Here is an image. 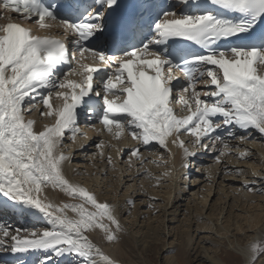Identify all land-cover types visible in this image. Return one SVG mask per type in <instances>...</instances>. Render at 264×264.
Here are the masks:
<instances>
[{
	"label": "snow or ice",
	"instance_id": "obj_1",
	"mask_svg": "<svg viewBox=\"0 0 264 264\" xmlns=\"http://www.w3.org/2000/svg\"><path fill=\"white\" fill-rule=\"evenodd\" d=\"M176 3L180 8L166 12L155 23L154 36L147 43L118 55L97 50L88 41L105 31L106 17L120 7V0H98L99 6L94 5L86 18L91 22L80 23L58 19L42 0H3L0 4L4 14H15L0 17L7 20L0 24V194L39 210L52 223L47 230L17 228L11 236L9 229L0 226V237L11 242L6 247L0 238V251L51 252L41 264H55L64 255L77 264H117L86 233L99 229L96 235L103 233L109 245H121L126 229L119 209L98 202L95 194L66 175L65 165L75 161L64 149L83 135L82 127L101 135L106 130L117 140L126 134L146 152L163 150L161 160L174 155L172 146L182 149L186 178L198 153H216L212 159L219 163L231 150L230 140L254 142L250 139L254 133L264 138V46H230L233 38L264 25V0H207L236 19L182 10L199 8L200 0ZM69 7L75 10L77 5L70 2ZM139 16L138 12L115 18L113 37L142 31ZM37 25L44 36L34 33ZM53 29L59 30L61 38L51 35ZM183 42L194 43L204 53L183 59L184 50L179 47ZM112 45L118 47L119 40L113 39ZM73 74L82 77L80 82L69 80ZM198 83L205 88L197 91ZM66 88L73 90L70 96L63 91ZM54 99L62 101L55 110ZM41 104L45 111L40 115L55 120L52 126L34 130L35 121L27 117ZM177 104L182 105L179 111ZM182 136L188 137L189 147ZM93 146L102 149L105 143ZM141 147L132 149L126 159L140 160ZM235 151L239 158L252 155L238 146ZM107 163L113 164L110 156ZM200 167H207L211 183L212 166L199 165L196 170ZM232 174L231 169L225 172ZM145 176L151 178V173L145 170ZM257 183L264 184L246 181L237 195L240 191L264 195V186L256 187ZM46 188L59 189L80 202L62 207L46 203V197L41 198ZM135 203L127 202L130 207ZM69 210L79 219H70ZM143 210L158 211L154 198ZM256 251H249L248 258L237 264H257Z\"/></svg>",
	"mask_w": 264,
	"mask_h": 264
},
{
	"label": "bare ground",
	"instance_id": "obj_2",
	"mask_svg": "<svg viewBox=\"0 0 264 264\" xmlns=\"http://www.w3.org/2000/svg\"><path fill=\"white\" fill-rule=\"evenodd\" d=\"M52 103L55 110L62 101L54 99ZM42 111L45 108L41 104L39 110L27 117L35 121L34 130H42L45 125L54 123L55 117L41 116ZM250 139L254 142H230L231 150L226 151L219 163L212 160L206 165L212 166L210 183L207 167H200L198 171L197 168L190 169L186 178L181 168L182 149L175 146L171 148L174 155L161 160L163 150L146 152L132 138L117 140L110 134L78 135L76 141H70L64 149L65 154L71 152L75 161L65 165L67 178L95 194L98 202L116 206L126 229L122 244L118 246L109 245L103 233L97 236L99 229L86 234L117 264H186L187 248L201 264H237L239 260H246L249 251L257 249L258 242L264 237V195L244 191L237 195V190L246 181L264 182V138L254 134ZM100 141H104V148L93 146ZM237 146L241 150L248 149L252 155L239 158V152L235 151ZM137 147H141L140 160L137 157L126 159ZM109 156L113 161L111 165L107 163ZM229 169L234 170V174L225 175ZM145 170L151 173V178L145 176ZM165 172L170 176L165 177ZM157 180L161 182L157 183ZM261 186L264 184L256 185ZM45 197L44 202L58 207L80 202L59 189H44L41 198ZM152 198L158 211H144ZM129 200L135 201V205L130 207ZM0 201L9 207L7 215L13 216L11 222L0 224L9 229V236L17 228H52L49 218L39 210L11 201L2 194ZM86 207L94 211L91 206ZM129 211L130 216L127 215ZM67 215L70 219H79L71 210ZM207 232L214 237H208ZM0 238L5 240L6 247H10L8 237ZM211 243L212 246L207 245ZM45 255L52 253L0 251V264H30L33 260L41 264ZM253 258L257 264H264V249L256 251ZM55 264H77V261L64 255L57 258Z\"/></svg>",
	"mask_w": 264,
	"mask_h": 264
},
{
	"label": "rangeland",
	"instance_id": "obj_3",
	"mask_svg": "<svg viewBox=\"0 0 264 264\" xmlns=\"http://www.w3.org/2000/svg\"><path fill=\"white\" fill-rule=\"evenodd\" d=\"M208 237H214L213 235H211L209 232L205 233ZM168 239V238H167ZM173 239V237H171V240ZM170 240V241H171ZM208 246H212V243L211 245L210 244H207ZM256 248L258 249L259 252H262L263 249H264V237H263V240L259 241ZM187 250V253L186 255H184L185 257V263L186 264H201L200 261L194 257V253L192 250H188V248L186 249ZM175 252V251H174Z\"/></svg>",
	"mask_w": 264,
	"mask_h": 264
}]
</instances>
